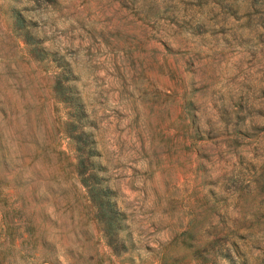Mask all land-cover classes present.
Instances as JSON below:
<instances>
[{
  "label": "rangeland",
  "instance_id": "1",
  "mask_svg": "<svg viewBox=\"0 0 264 264\" xmlns=\"http://www.w3.org/2000/svg\"><path fill=\"white\" fill-rule=\"evenodd\" d=\"M58 64L93 123L122 257L74 171ZM222 234L264 264V0H0V264H230Z\"/></svg>",
  "mask_w": 264,
  "mask_h": 264
},
{
  "label": "trees",
  "instance_id": "2",
  "mask_svg": "<svg viewBox=\"0 0 264 264\" xmlns=\"http://www.w3.org/2000/svg\"><path fill=\"white\" fill-rule=\"evenodd\" d=\"M11 19L12 31L24 43L29 57L42 62L47 53L32 34L30 25L16 10L11 12ZM55 69L51 91L53 98L64 104L68 110L63 128L74 144L75 174L85 189L87 201L92 208L93 220L102 233L107 247L113 255L122 257L130 252L133 244L124 231V217L117 207L115 192L110 188L105 177L106 170L100 162L101 155L91 130L93 123L73 86L72 72L61 64ZM184 235L187 241L195 239L194 233L190 230ZM221 237L224 240L222 250L230 264H252L250 258L241 252L240 247L229 241V236L222 234ZM207 241L208 244L212 242L209 238ZM13 243L14 241L10 240L11 246ZM169 259L170 257L163 255L158 263L168 264ZM45 261L47 264L55 263V260ZM129 263L131 264V260Z\"/></svg>",
  "mask_w": 264,
  "mask_h": 264
}]
</instances>
